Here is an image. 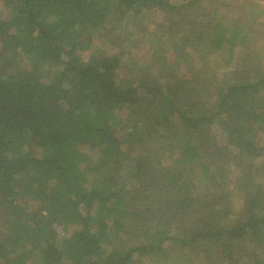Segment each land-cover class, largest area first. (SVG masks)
<instances>
[{
    "label": "trees",
    "instance_id": "1",
    "mask_svg": "<svg viewBox=\"0 0 264 264\" xmlns=\"http://www.w3.org/2000/svg\"><path fill=\"white\" fill-rule=\"evenodd\" d=\"M258 39L262 0H0V264H264Z\"/></svg>",
    "mask_w": 264,
    "mask_h": 264
},
{
    "label": "rangeland",
    "instance_id": "2",
    "mask_svg": "<svg viewBox=\"0 0 264 264\" xmlns=\"http://www.w3.org/2000/svg\"><path fill=\"white\" fill-rule=\"evenodd\" d=\"M264 3V0H262ZM146 18L143 20L137 19V21L133 20V14L131 11H128V14H125L123 18L116 24L117 28L115 31H113L111 37L115 38L114 41L110 40H104V42H96L94 44L95 47L100 46L103 50H119L123 47H125L127 50L131 48L132 49H138L140 52L142 51L140 47L143 48V44L146 46L145 51L152 52L153 50V42L158 41L157 36L159 33H157L156 28L157 25H155L154 22H151L150 20H156L159 17V12L155 10H149L146 12ZM143 14H140V17H142ZM133 31V32H132ZM162 36V35H161ZM110 37V38H111ZM168 41L167 36L161 37V42ZM258 43H261L263 39H258ZM264 42V41H263ZM165 45V44H164ZM151 46V48H149ZM167 46V45H165ZM135 47V48H134ZM150 49V50H148ZM154 49H156L154 47ZM131 52H127V55H130ZM137 55L134 54L133 58H135ZM219 133V130H217ZM238 175V172H231V178L235 179ZM174 252L171 248H169V251L167 253ZM174 255H168L167 258L173 257ZM159 258L157 260H150L147 257L145 258H139L136 259L134 263L132 264H158ZM180 264H188L187 258L185 260H182ZM191 264H199V263H191Z\"/></svg>",
    "mask_w": 264,
    "mask_h": 264
}]
</instances>
